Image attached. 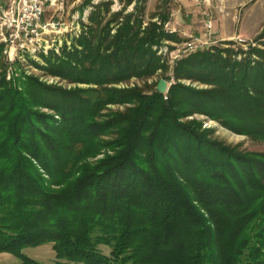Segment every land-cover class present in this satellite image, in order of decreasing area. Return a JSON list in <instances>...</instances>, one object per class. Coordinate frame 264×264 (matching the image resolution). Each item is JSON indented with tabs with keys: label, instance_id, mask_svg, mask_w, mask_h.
I'll return each instance as SVG.
<instances>
[{
	"label": "trees",
	"instance_id": "trees-1",
	"mask_svg": "<svg viewBox=\"0 0 264 264\" xmlns=\"http://www.w3.org/2000/svg\"><path fill=\"white\" fill-rule=\"evenodd\" d=\"M166 38L175 36L131 13L90 25L81 49L49 59L53 74L100 88L1 76L0 253L49 264L23 250L52 243L50 264H264V153L238 151L181 120L201 113L264 136V49L254 61L221 50L178 59L167 99L106 87L163 67L154 45ZM114 103L134 105L91 121ZM110 130L114 155L83 162Z\"/></svg>",
	"mask_w": 264,
	"mask_h": 264
},
{
	"label": "rangeland",
	"instance_id": "rangeland-1",
	"mask_svg": "<svg viewBox=\"0 0 264 264\" xmlns=\"http://www.w3.org/2000/svg\"><path fill=\"white\" fill-rule=\"evenodd\" d=\"M137 3L140 4L137 6ZM57 4L60 7L57 16H61L65 24L62 32L49 37L47 49L43 45L33 52L29 51L15 57L14 60H10L1 50L0 78L4 76L18 85L19 79L21 81L32 77L64 90L100 88L101 86L95 84L80 83L53 74L47 69L50 65L49 59H58L63 55L64 48L73 50L74 47H78L81 49L79 38L90 25L99 29L108 20L117 16L118 21H122L131 13L135 16L141 15L143 27L151 21L157 22L166 33L174 35L175 38H166L160 44L154 45V49L161 57L163 67L150 75L133 76L118 83L107 84L108 88H139L143 92L151 93L155 89L158 90L159 81L165 79L168 89L163 94L167 99L171 84L177 81L174 75V65L178 59L198 50H221L224 55L232 56L239 61L243 59L254 61L261 59L256 49H264V0H58ZM54 12V8H49L46 17L48 18ZM94 15H96L95 20H93ZM164 18L166 20L163 23ZM99 22L102 23L99 24ZM209 23H211L210 28ZM115 30V27L112 28L111 35L115 34ZM192 41L197 43V47L188 51L186 45ZM201 43H203V48H199ZM169 77L170 79H167ZM180 81L198 89L211 88V85L195 79H181ZM88 94L93 96L91 93L84 95ZM133 105L129 103L108 104L100 110L99 116L91 121L109 119L113 113L125 112ZM43 111L54 112L49 108ZM181 120L183 122L199 121L202 130H212L210 136L213 139L234 147L238 151L264 153V136L238 133L224 126L220 121L201 113L186 116ZM117 137L114 130L99 136L98 139L102 142L97 155L83 162L96 163L105 156L114 155L115 151L105 144ZM52 245V243H45L36 247H26L23 252L32 258L50 264L56 261ZM101 249L106 254L110 253V249L106 246H101ZM19 263L20 259L17 256L8 252L0 253V264Z\"/></svg>",
	"mask_w": 264,
	"mask_h": 264
},
{
	"label": "built area",
	"instance_id": "built-area-1",
	"mask_svg": "<svg viewBox=\"0 0 264 264\" xmlns=\"http://www.w3.org/2000/svg\"><path fill=\"white\" fill-rule=\"evenodd\" d=\"M58 0H0V47L14 60L37 48L47 49L49 37L62 32L65 24L61 16H57L60 7ZM49 8L55 12L48 18ZM208 27H211L209 23ZM201 42V41H200ZM199 48H203V43ZM193 50L197 43L192 41L186 45Z\"/></svg>",
	"mask_w": 264,
	"mask_h": 264
},
{
	"label": "water",
	"instance_id": "water-1",
	"mask_svg": "<svg viewBox=\"0 0 264 264\" xmlns=\"http://www.w3.org/2000/svg\"><path fill=\"white\" fill-rule=\"evenodd\" d=\"M168 89V83H167V80L165 79H161L159 81V84H158V90L161 92V93H164L165 91H167Z\"/></svg>",
	"mask_w": 264,
	"mask_h": 264
}]
</instances>
